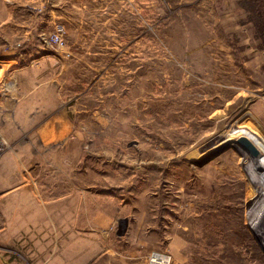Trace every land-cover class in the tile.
Listing matches in <instances>:
<instances>
[{"label":"rangeland","instance_id":"rangeland-1","mask_svg":"<svg viewBox=\"0 0 264 264\" xmlns=\"http://www.w3.org/2000/svg\"><path fill=\"white\" fill-rule=\"evenodd\" d=\"M256 131L264 0H0V264H264Z\"/></svg>","mask_w":264,"mask_h":264},{"label":"water","instance_id":"water-1","mask_svg":"<svg viewBox=\"0 0 264 264\" xmlns=\"http://www.w3.org/2000/svg\"><path fill=\"white\" fill-rule=\"evenodd\" d=\"M234 144L242 149L247 155H249L250 159H252L253 162L257 165V169L259 171H264V158L251 142H249L245 138H240L235 141ZM230 145L232 144H229L228 147Z\"/></svg>","mask_w":264,"mask_h":264},{"label":"crops","instance_id":"crops-1","mask_svg":"<svg viewBox=\"0 0 264 264\" xmlns=\"http://www.w3.org/2000/svg\"><path fill=\"white\" fill-rule=\"evenodd\" d=\"M72 8H74V10L79 12V13H84L85 10H87V6L86 5H82V4L78 5L77 7L72 4ZM75 11H74V13H75ZM85 19L88 21V14H86ZM81 23L82 22H80V24ZM252 143L264 155V132L262 133L260 131H256L255 135H254V139H252Z\"/></svg>","mask_w":264,"mask_h":264},{"label":"bare ground","instance_id":"bare-ground-1","mask_svg":"<svg viewBox=\"0 0 264 264\" xmlns=\"http://www.w3.org/2000/svg\"><path fill=\"white\" fill-rule=\"evenodd\" d=\"M226 135V134H225ZM224 135V136H225ZM229 135V134H228ZM231 136H227L226 138H225V143H226V145H229V144H232L233 146H237V145H235L234 144V142L235 141H237L238 139H240V138H245V139H247L246 137H243V136H241V137H239V138H237V134L236 133H234V134H230ZM233 135L235 136V138L233 137ZM223 136V135H222ZM248 140V139H247ZM249 141V140H248ZM213 142H215V141H213ZM249 142H251V141H249ZM252 143V142H251ZM253 144V143H252ZM253 146L256 148V146L253 144ZM238 147V146H237ZM239 148V147H238ZM240 149V148H239ZM257 149V148H256ZM240 150H242V149H240ZM258 150V149H257ZM243 151V150H242ZM259 151V150H258ZM244 152V151H243ZM203 153V152H202ZM245 153V152H244ZM259 153L261 154V156H263V158H264V155L259 151ZM198 155V154H197ZM249 156V155H248ZM252 160V159H251ZM252 162H253V160H252ZM253 164H254V167H255V170L260 174V175H264V171H259L258 169H257V165L253 162Z\"/></svg>","mask_w":264,"mask_h":264},{"label":"built area","instance_id":"built-area-1","mask_svg":"<svg viewBox=\"0 0 264 264\" xmlns=\"http://www.w3.org/2000/svg\"><path fill=\"white\" fill-rule=\"evenodd\" d=\"M61 32H62V30H61ZM54 42L57 43V44L60 43L61 42L60 37L55 36ZM151 263L152 264H169L170 260L166 256L154 254L152 256Z\"/></svg>","mask_w":264,"mask_h":264}]
</instances>
